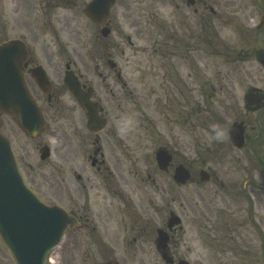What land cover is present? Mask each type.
<instances>
[{
  "label": "flooded vegetation",
  "instance_id": "obj_1",
  "mask_svg": "<svg viewBox=\"0 0 264 264\" xmlns=\"http://www.w3.org/2000/svg\"><path fill=\"white\" fill-rule=\"evenodd\" d=\"M45 1L47 4L53 1L60 5L64 0ZM169 2L172 7L169 22H177L180 19L179 27L181 33L185 34L181 36L180 49L172 50L180 52L182 65L186 70L181 69L182 77L179 81L183 89L187 90L189 79L187 66L191 53L189 44L196 42L191 20L195 22L196 31L200 32L196 34L198 44L221 49L222 44H215L212 39L219 32L217 22H220V12L223 10L214 8L218 5L214 0H194L192 4L189 0ZM248 2L246 5L243 0H225L222 16V25L232 27L231 42L226 45L231 64L240 62L256 66L245 72L244 81L242 78L238 80L235 74H230L228 85L229 102L235 105L234 109H230L232 117L234 114L233 124H241L244 129V143L241 148H237L229 138L227 140L225 133L223 134L225 143H229V148L237 153L238 165L243 166L246 172V177L239 185L233 182L228 184L218 182L221 174L206 168L204 170L209 173L206 183L198 180L197 174L191 173L190 181L178 186L173 182L172 170L175 165L185 164L175 163L171 152L172 162L167 173L148 168L144 177L138 175L136 181L127 179L124 175V163L126 154H130L125 150L124 134L112 123L98 133H92L87 129L82 116L76 118V105L68 104L64 100L68 92L62 80L60 83L62 67L59 63L43 61L42 64L41 60L46 57L45 55L40 58L35 55L37 53L35 50L25 48L21 70L27 86L47 116L62 117V124L59 118L54 119L55 127L52 131L54 155L58 161L54 165V172L60 175L66 163H69L70 168L69 175L64 174V178L57 182L54 192L57 190L60 195L53 199V202L61 205L75 217L76 228L68 232V251L52 257L54 264L119 262L123 256H120V259L117 254H102L99 251L104 248L114 251L113 246L137 247L142 244L153 246L149 255L151 261L164 264L161 254L156 249L158 230H162L167 236V247L164 251L170 261L167 264H179L180 261L186 264L199 261L200 264H204L206 262L204 256L209 260L215 259V262L221 261L222 264H264V98H261L264 95V0ZM11 31L12 16L8 17L1 13L0 44L13 39ZM168 31L178 34L171 25ZM169 39L173 41L170 37ZM38 67L57 81L53 84L49 80L50 91L47 95H43L37 89L30 77L33 70ZM63 69L65 74L72 70L82 91L90 92L92 99L95 98L93 88L88 87V80L83 77L81 71H74L69 63L65 64ZM255 71L260 75L256 76ZM168 80L173 82L172 76H169ZM202 80L199 78L197 84ZM237 85H245L240 96L236 92ZM175 91V96L182 101L180 106L189 111L188 104L182 105L188 102V95L183 91L182 94L179 93L180 89L177 88ZM213 91L219 92L220 88L213 87ZM249 95H255L258 99L252 102L247 99ZM195 101L200 113L201 101ZM96 109L101 117L107 118L105 107L96 105ZM195 111L196 108L192 112L194 115L197 114ZM67 115L68 122L65 121ZM9 122L13 136L14 126L11 120ZM3 125L0 122V126ZM156 134L154 128L150 135L151 141L155 140ZM165 140H171V136L165 135ZM16 147L25 176L34 188L37 176L30 173L33 168L28 163L26 146L18 140ZM218 147H222V144ZM159 148L168 150L166 145ZM131 162L137 164L136 159ZM213 180L215 182L212 187ZM206 184L210 186L205 191ZM189 186L195 192V196L191 198L186 189ZM140 189L147 190L150 196L148 212L139 211L141 206L137 203V195ZM182 189L186 190L181 191ZM62 190L68 203L64 201ZM174 190L180 193V199H173ZM38 195L45 200L41 194ZM176 207L178 213L175 211ZM175 216L180 219L177 225L170 222ZM196 242L200 245L196 246ZM211 242L213 243L211 250H207L209 253L204 255V245H210Z\"/></svg>",
  "mask_w": 264,
  "mask_h": 264
},
{
  "label": "rangeland",
  "instance_id": "obj_2",
  "mask_svg": "<svg viewBox=\"0 0 264 264\" xmlns=\"http://www.w3.org/2000/svg\"><path fill=\"white\" fill-rule=\"evenodd\" d=\"M39 1L4 0L0 2V14L12 16L11 36L24 40L37 52L36 56L41 58L45 55L43 59L45 63L53 62L54 57L59 60L55 63H62L68 58L88 68L91 76L94 75L93 82L96 84L100 82L98 78L105 77L108 87L118 94L117 98L109 95L103 100L106 101L107 113L112 124L118 127L126 138L125 150L130 154H126L124 163V175L127 179L136 181L138 175L144 177L149 163L152 169L155 167L154 150L166 145L174 154V162L185 164L193 174H197L198 169L202 167L221 174L218 182L225 184L233 182L239 185L243 181L246 172L243 166L238 165L236 151L231 150L229 145L223 142V133L227 131L234 117L230 109L235 108V105L229 102L228 85L230 74L233 73L237 79L243 80L245 72L256 66L250 63L231 64L230 62L226 45L231 42L232 27L222 25L225 0H214L218 4L214 8L223 11H219L220 22H217L219 32L212 40L215 44H222L221 49L198 44L196 34L200 32L196 31L195 22L191 20L196 42L189 44L191 53L187 66L189 72L187 90L183 89L179 81L182 77L181 69L186 70L182 65L180 52L179 50L169 52L171 49H180L181 36H185L179 30L178 34L168 31L170 25L175 30L180 28V22H169L172 8L169 0H117L111 13V31L106 39L100 35L99 28L90 24L84 17L81 5H77L75 11L70 9V12H67L68 8L64 6V9L44 16ZM243 1L246 5L249 4L248 0ZM63 22L69 26L67 31L60 26ZM165 34L173 41L164 37ZM95 38L99 40L92 50L85 52L81 49L84 45L90 44L91 40L94 42ZM57 46H65L66 53H61ZM182 55L185 56V54ZM169 61L173 62L169 75L172 76L173 82L168 79L162 80L171 67ZM254 74L260 75L257 71ZM118 75H120L119 80ZM199 78L203 80L197 84ZM120 80L125 87H121V84L116 85L121 83ZM160 85L163 87H160L162 92L159 93L157 86ZM244 86H236L238 96L241 95ZM213 87L220 88V92L213 91ZM176 88L180 89L179 93L182 94L183 91L188 95L189 101L182 105L188 104L189 111L180 106L182 101L175 96ZM139 96L142 100L138 98ZM195 100L201 101L200 113ZM194 108H196V115H192ZM210 118H214L216 125ZM0 122L4 124L2 129L5 134L14 139L7 127V121L0 119ZM154 128L157 134L155 140L151 141L148 137ZM223 129L224 132H222ZM165 135L171 136V140L166 141ZM43 139L47 140L46 137ZM38 142L37 139L25 142L26 153L37 167L30 173L37 176L35 190L47 200L53 201L60 195L57 190L54 192L57 182L64 178V174L69 175V163L63 165L60 175L54 172V165L58 161L51 142L49 143L50 158L40 163L36 149ZM219 144H222V147H218ZM133 159H137L136 165L130 164ZM214 182L215 180L212 181V187ZM209 186L204 185L205 191ZM186 189L190 198L195 196L191 186ZM62 194L64 196L63 190ZM217 196L219 197V194ZM172 197L180 199L181 196L174 190ZM149 198L147 190H138L137 203L141 205V211H149ZM64 201L68 203L65 196ZM175 211L178 213L177 207ZM67 244L69 239L66 237L56 253H66ZM197 244L200 245L196 242L195 245ZM212 244L211 242L210 245H204V255L209 253ZM113 248L114 251L104 248L99 253L117 254L118 258L123 256L119 264H157L151 261L152 258L149 256L153 249L151 245L142 244L137 247L124 245L113 246ZM204 260L206 261L204 264H222L221 261L215 262V259L209 260L206 256ZM191 263L200 264L199 261ZM0 264H12L1 243Z\"/></svg>",
  "mask_w": 264,
  "mask_h": 264
},
{
  "label": "water",
  "instance_id": "obj_3",
  "mask_svg": "<svg viewBox=\"0 0 264 264\" xmlns=\"http://www.w3.org/2000/svg\"><path fill=\"white\" fill-rule=\"evenodd\" d=\"M115 0H93L86 8L85 14L95 23L108 17L109 8ZM7 49L0 52V112L14 108L17 103L16 88L18 76L15 75L11 63H17L19 42L8 44ZM14 73L11 75L10 71ZM14 98L12 101L11 99ZM17 105L23 111L24 130L34 136L43 126L41 117L35 112L32 101H19ZM233 130L231 132V135ZM241 137V135H240ZM237 136L238 139H240ZM241 145V140L238 141ZM0 143V239L8 249L15 264H42L44 257L56 245V240L63 232L71 218L60 210L46 208L32 194L24 182L14 161L13 153L7 143ZM4 151V153H2ZM44 158V155L42 156ZM167 158L160 152L157 155L159 167L166 166ZM178 173L181 174L180 171ZM166 238L160 233L157 248L164 250ZM105 264H114L107 262Z\"/></svg>",
  "mask_w": 264,
  "mask_h": 264
}]
</instances>
